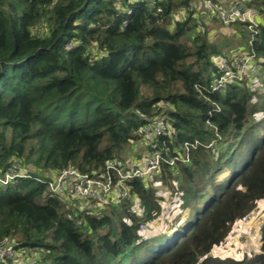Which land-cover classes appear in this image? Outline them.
Returning <instances> with one entry per match:
<instances>
[{"label":"trees","instance_id":"1","mask_svg":"<svg viewBox=\"0 0 264 264\" xmlns=\"http://www.w3.org/2000/svg\"><path fill=\"white\" fill-rule=\"evenodd\" d=\"M201 1L264 14V0H0V178L16 173L0 182V245L20 264H264V225L258 253L210 254L264 198V22L209 40L203 19L222 22ZM234 41L259 70L212 91L213 58ZM158 120L149 150L181 154L155 177L183 216L169 231L139 232L162 212L148 180L126 181L134 201L101 207L48 190L51 172L126 164L138 130Z\"/></svg>","mask_w":264,"mask_h":264},{"label":"built area","instance_id":"2","mask_svg":"<svg viewBox=\"0 0 264 264\" xmlns=\"http://www.w3.org/2000/svg\"><path fill=\"white\" fill-rule=\"evenodd\" d=\"M203 5L209 14L215 16V18L220 20L223 24L239 22L247 24L248 29H252L257 25V15H255L252 10L244 8L238 3L231 4L229 7L225 8L214 7L209 1H204ZM213 61L218 68L222 70V73L214 78L211 88L212 91L222 88L228 81L235 82L241 80L243 77L250 79L252 75H255L259 70L258 62L255 60L254 54L250 52L235 51L226 56L220 55L214 57ZM213 76L215 75L213 74ZM163 126L164 123L162 120L156 121L154 127H150L149 125L143 126L138 130V134L141 137L140 143L149 148V146L152 145V137L160 135L163 131ZM185 144L187 147H194L197 142ZM164 150L167 151L168 149L164 148ZM180 156L181 154L179 156L173 154L172 158L165 159L160 151L150 150L143 161L135 165L130 164V161L123 164L121 161L113 159L107 163L106 169L100 174H84L74 168H66L58 172L49 173L47 187L48 190L56 196L64 197L68 200L80 199L94 207H101L109 203L119 205L126 200L134 201L135 199V197H132L126 185L127 180L134 177L145 180L150 179L158 173L161 160H164V162L169 165H173ZM185 160H187V156H185L184 161ZM15 174L14 170L7 171L4 177L0 178V182L6 183L14 178ZM86 207L88 206L83 208ZM253 211L254 210L245 214L233 224L223 241L224 243L231 242L236 237L252 239L253 233V235H255V232L261 231L264 225V213L260 212L258 214L256 212V214L253 215ZM145 228V224L141 223L139 225V232L143 233ZM223 242L220 245H222ZM7 254H12V256L15 255L11 245H9L7 241H4L0 245V262L2 264L8 263V256H5Z\"/></svg>","mask_w":264,"mask_h":264},{"label":"rangeland","instance_id":"3","mask_svg":"<svg viewBox=\"0 0 264 264\" xmlns=\"http://www.w3.org/2000/svg\"><path fill=\"white\" fill-rule=\"evenodd\" d=\"M198 6H199V9H197L198 12H200L201 15H204L206 13V8L203 5V1H201L200 4H198ZM252 11L254 12L255 15H257L258 18L261 19L262 22H264V20H262L264 19V14H256L254 10ZM184 17H185V13L179 10L175 12V16L172 17V19L174 20L176 18L178 20H181ZM203 20H205V23L209 25L208 27H210V31L208 33L209 40H214L217 37H219L220 39L221 38L229 39L231 37L232 35L230 34L231 30L226 26V24L223 25V23L219 24L218 22H210V21L208 22V20L206 19H203ZM238 43H239L238 41H234L232 43V46L229 47L230 53L228 54L234 53L235 51H238L241 49L242 50L240 52H245L244 51L246 50L245 45L238 44ZM239 46H243V47L240 48ZM262 75L264 76V71ZM257 85L260 86L261 83L260 84L257 83ZM148 152H150L149 148L147 146L142 145V143L139 142V143H136L133 147L131 146L129 149H127L124 152V159H126V162L130 161V164L135 165V164L142 162ZM227 174H228V169L225 168L221 170L219 175H217V178L219 179L220 177L225 176ZM156 176H157V173L153 177L147 180L150 183V186L155 188L157 190L158 195L160 194L159 196L164 198V200L161 202L162 212L160 213V215L156 217L155 219L144 223L146 228L143 234L146 237H149L152 235L154 236L164 231H169L173 223L175 224L181 223L183 219V216L178 217L179 215L178 213L180 211H178V209L175 208V206H171L172 202L170 200V195H169L167 186L161 183V180L155 178ZM75 200L79 202V204L82 205L83 207L89 205L85 203V201L83 200H80V199H75ZM256 212L258 214L260 212L264 213V198L259 204L257 203L256 208L253 211V215H255ZM253 234H252V239H242L241 237H236L231 242H227V243L223 242L222 245L215 247L211 254H213L216 257H220L222 259L228 258L232 260H241L248 256L256 254L259 251L261 231L259 230L255 232V235ZM5 256H8L7 259L12 260L13 259L12 257H14L15 255L12 256V254H7ZM25 261H26L25 259L23 260L22 258L15 257L12 263L20 264Z\"/></svg>","mask_w":264,"mask_h":264},{"label":"crops","instance_id":"4","mask_svg":"<svg viewBox=\"0 0 264 264\" xmlns=\"http://www.w3.org/2000/svg\"><path fill=\"white\" fill-rule=\"evenodd\" d=\"M261 201H262V200H261ZM261 201H259L258 204H259ZM213 250H214V249H213ZM213 250H212V251H213ZM212 251L210 252V254L212 253ZM211 255H213V254H211Z\"/></svg>","mask_w":264,"mask_h":264}]
</instances>
